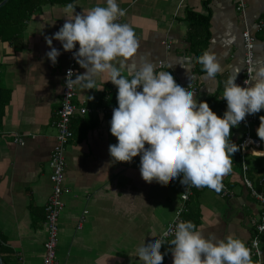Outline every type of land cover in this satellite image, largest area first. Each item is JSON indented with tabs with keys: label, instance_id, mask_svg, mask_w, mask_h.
Returning <instances> with one entry per match:
<instances>
[{
	"label": "crops",
	"instance_id": "obj_1",
	"mask_svg": "<svg viewBox=\"0 0 264 264\" xmlns=\"http://www.w3.org/2000/svg\"><path fill=\"white\" fill-rule=\"evenodd\" d=\"M117 3L127 10L117 22L129 24L139 42L131 57L114 61L121 74L130 79L141 64L151 63L157 72H171L177 83L196 87L195 98L206 101L218 116H223L227 107L221 98L226 80L237 71L236 81L242 75L241 34L245 26L253 38L255 66L264 61V27L256 30L258 22L264 24V0H245L243 17L235 10V0ZM68 4L73 5L74 14H83L95 6H106V0H8L0 7L5 6L0 17L16 19L0 23L2 264H42L47 238L44 208L52 189L48 164L55 145L53 123L71 54L53 39L52 47L61 53L53 65L46 56L51 49L45 38L62 27L65 15L72 14L66 9ZM189 13L208 17L207 37L199 28L192 45ZM204 51L215 53L221 64V71L211 78L194 59ZM186 57L192 58L190 68L185 67ZM160 62L163 68H158ZM84 71L76 62L74 74ZM108 79L107 74L96 77L100 90L75 87V105L108 110L118 107L117 87ZM111 117L109 113L76 114L71 120L73 138L64 153L63 181L70 192L62 197L64 206L57 223L58 264H143L137 248L157 238L180 206L181 177L149 183L141 177L139 155L131 162H113L108 148L117 139L110 133ZM257 128L254 125L252 133L259 138ZM242 132L237 126L235 141ZM15 138H21L23 144L15 143ZM247 163L249 168L256 165L252 156ZM223 178L231 196L222 197L207 187L195 188L183 220L192 221L205 237L231 236L246 245L252 236L251 223L261 207L243 187L238 169L232 167ZM172 247L168 243L161 250L166 252L162 264H173Z\"/></svg>",
	"mask_w": 264,
	"mask_h": 264
},
{
	"label": "clouds",
	"instance_id": "obj_2",
	"mask_svg": "<svg viewBox=\"0 0 264 264\" xmlns=\"http://www.w3.org/2000/svg\"><path fill=\"white\" fill-rule=\"evenodd\" d=\"M66 9L72 14L65 15L62 27L45 38L51 49L46 56L56 64L61 53L52 47L55 39L85 69L74 79L73 71L68 70L65 87L69 90H100L96 77L104 74L109 77L106 81L117 87L118 107L113 108L110 120V133L117 143L108 148L113 162H131L139 155L140 174L146 182L166 183L179 176L186 187L220 192L223 177L232 171L233 154L243 147L230 140L231 129L246 115L264 109V61L247 69L251 75L244 81L246 87L235 82L239 71L226 80L221 98L227 107L223 116H218L206 101L195 98L188 85L177 83L169 71H155L151 63L141 64L130 79L121 74L114 61L131 57L139 42L129 24L117 22L127 11L117 0H106V6H95L83 14H74L72 4ZM185 59V67L190 68L192 58ZM194 59L209 78L221 71L211 51ZM259 119L256 132L264 140V116ZM163 244L160 238L148 239L137 248L139 260L162 264L166 254L160 251ZM169 244L173 246V264H252L250 249L242 240L214 234L205 237L192 221L178 220Z\"/></svg>",
	"mask_w": 264,
	"mask_h": 264
},
{
	"label": "built area",
	"instance_id": "obj_3",
	"mask_svg": "<svg viewBox=\"0 0 264 264\" xmlns=\"http://www.w3.org/2000/svg\"><path fill=\"white\" fill-rule=\"evenodd\" d=\"M235 10L242 17L246 11L245 0H235ZM264 27L262 22L256 24V30L261 31ZM242 46H243V70L241 77L236 81L237 84L246 87L244 81L250 78V73L247 71L248 68L254 67V53H253V38L249 29L245 26L242 31ZM79 47V46H78ZM78 47L74 48L72 51H76ZM76 60L73 58V54L69 55V62L67 68L63 72V87L59 102V107L56 112V119L54 120L53 126L56 130L55 145L50 153L49 158V181L51 183V194L48 198V202L44 208V223L47 228V238L43 246L44 254L42 259V264H58L56 257V248L58 244V218L61 210L63 209L62 197L68 194L70 190L63 185L64 181V171L66 167L65 162V149L69 142L73 138V133L70 128V123L72 118L78 114L79 116H85L89 114H112L113 109H92L85 106L77 107L74 103L76 97L75 87L72 89H67L65 87L66 74L69 69L74 73ZM163 63H158V68H163ZM75 78V74L72 77ZM193 92L197 93V88L189 86ZM260 119L256 114L246 115L245 120L241 121L239 126L243 128L242 136L240 138L239 145L243 147L240 148V178L243 187L252 197V199L261 207V213L251 223L252 236L246 246L250 249L251 260L253 264H264V246L262 241V235L264 234V192L257 191L254 187V183L248 176L249 165L247 163V158L254 155V151L260 147V139L253 136L252 127L258 125ZM14 142L22 145L23 140L21 138H15ZM223 188L220 192L207 188L209 191L216 192L222 197H230L231 191L229 190L224 178L222 180ZM260 184L264 185V178L260 180ZM196 187L183 185L180 190V206L175 212L173 219L168 222V224L163 229L162 233L157 237L162 239L163 245L160 251L174 238L175 224L178 220H183V215L186 213V203L189 202L193 191ZM184 221V220H183ZM166 233V235H165ZM1 238V234H0Z\"/></svg>",
	"mask_w": 264,
	"mask_h": 264
},
{
	"label": "trees",
	"instance_id": "obj_4",
	"mask_svg": "<svg viewBox=\"0 0 264 264\" xmlns=\"http://www.w3.org/2000/svg\"><path fill=\"white\" fill-rule=\"evenodd\" d=\"M8 4H6L5 6H7ZM4 7L0 8V11ZM187 18L189 19V21L191 23V31H190L189 37H188L189 41L191 42V45L194 44L195 37L199 33L198 32L199 28L201 29L203 36L207 37L208 17L198 16V15H194V14L189 13ZM14 21H16V19H11L6 15L5 16L3 15V17H0V23L5 22V24L6 23L8 24L9 22H14ZM202 34H200V35L202 36ZM198 55H200V53H198ZM256 115L260 118L261 116H264V112L260 111V112L256 113ZM259 124L257 126H259ZM235 132H236V127H233L231 129L230 140L233 141L234 143H236L237 145H239L240 138L237 141L234 140ZM260 142H261V144H260L259 149L255 150L254 155L252 156V159L255 161L256 165L250 168L248 176L251 179V181L254 183L255 189L257 191L260 190V191L264 192V185L260 184V180L262 178H264V141H260ZM239 157H240V153L238 150L232 156V160H233L232 167H234L240 171ZM262 241H263V246H264V234L262 235Z\"/></svg>",
	"mask_w": 264,
	"mask_h": 264
},
{
	"label": "water",
	"instance_id": "obj_5",
	"mask_svg": "<svg viewBox=\"0 0 264 264\" xmlns=\"http://www.w3.org/2000/svg\"><path fill=\"white\" fill-rule=\"evenodd\" d=\"M8 0H3L1 3H0V7L3 6ZM0 264H2L1 262V259H0Z\"/></svg>",
	"mask_w": 264,
	"mask_h": 264
}]
</instances>
